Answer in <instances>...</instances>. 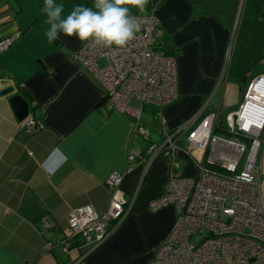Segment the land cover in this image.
<instances>
[{"label":"crops","instance_id":"1","mask_svg":"<svg viewBox=\"0 0 264 264\" xmlns=\"http://www.w3.org/2000/svg\"><path fill=\"white\" fill-rule=\"evenodd\" d=\"M56 2L64 5L65 15L74 5L93 4ZM235 3L149 0L147 8L156 4L160 20L154 49L174 53L178 70V98L164 106L163 117L148 106L159 121L154 135L141 121L142 114L136 122L132 115L105 108L104 85L73 58L85 42L61 35L48 43L43 0H0V38L17 35L0 53V89L14 86V94L29 103L28 116L42 124L30 132L19 129L11 95L0 96V264H145L150 259L173 228L176 212L172 206L148 209L167 188L171 170L164 156L146 164L149 144L161 139L162 120L173 132L186 128L203 107L205 113L220 104L229 110L235 103L237 85L221 77L232 35L231 23L224 20ZM139 125L149 130L148 140L136 132ZM179 136L186 146V133ZM130 152L142 156L121 183L131 200L129 209L121 221L111 223L108 237L90 249L80 237L71 236L69 212L85 205L97 212L107 210L106 179L113 171L126 170ZM177 161L183 174L194 173L182 151L177 152ZM63 238L70 242L67 252Z\"/></svg>","mask_w":264,"mask_h":264},{"label":"built area","instance_id":"2","mask_svg":"<svg viewBox=\"0 0 264 264\" xmlns=\"http://www.w3.org/2000/svg\"><path fill=\"white\" fill-rule=\"evenodd\" d=\"M156 10L154 4L135 15L141 29L125 48L85 42L73 55L104 85L105 108L132 115L136 122L146 106L153 107L155 115L162 118L164 106L178 98L176 56L153 46L160 26ZM16 38V34L0 38V53ZM228 56L227 53L222 78L227 76ZM262 79L258 76L250 82L233 111L226 112L225 105L220 104L204 113L203 107L186 128L173 132L162 120L161 139L149 144L146 164L159 156L168 158L170 180L167 188L149 202L148 209L155 212L172 206L176 219L145 264H264V191L258 163L264 149V102L257 100L252 90ZM132 99L140 104L139 108L130 105ZM18 128L30 132L41 129L42 124L27 116L18 121ZM136 132L149 139V130L144 126H137ZM184 132L186 146L179 136ZM196 149L200 150L198 154ZM180 150L194 162L191 175L181 172L177 161ZM141 156L128 153L126 170L113 171L106 179L110 191L107 210L97 212L91 205L71 209V236L80 237L90 249L108 237L111 223L121 221L129 209L131 200L125 197L121 183L125 173L132 170L131 164ZM41 221L44 227L49 226L45 218ZM63 244L67 252L69 239Z\"/></svg>","mask_w":264,"mask_h":264},{"label":"clouds","instance_id":"3","mask_svg":"<svg viewBox=\"0 0 264 264\" xmlns=\"http://www.w3.org/2000/svg\"><path fill=\"white\" fill-rule=\"evenodd\" d=\"M148 4L149 0H93L92 6L74 5L65 15L63 4L43 0L41 11L49 25L45 36L49 44L64 35L95 46L125 48L141 29L133 10L142 13Z\"/></svg>","mask_w":264,"mask_h":264},{"label":"rangeland","instance_id":"4","mask_svg":"<svg viewBox=\"0 0 264 264\" xmlns=\"http://www.w3.org/2000/svg\"><path fill=\"white\" fill-rule=\"evenodd\" d=\"M236 1L235 8L230 9L227 14V16H230V20H224L226 23H231L230 29L232 32L228 48L227 79L229 84L235 83L237 85L235 89L236 101L226 112L237 109L252 77H254V80L256 77L264 75L261 74V72H264V0ZM99 65L103 66L104 61L100 60ZM130 104L140 105L133 99ZM141 121L151 133L152 131L155 132L154 135L157 134V130H160L159 121L153 119L151 108L148 106L142 113ZM143 140L145 139L143 138ZM260 160L262 164L260 176L262 191H264V149L260 152ZM258 163L260 164V162Z\"/></svg>","mask_w":264,"mask_h":264},{"label":"water","instance_id":"5","mask_svg":"<svg viewBox=\"0 0 264 264\" xmlns=\"http://www.w3.org/2000/svg\"><path fill=\"white\" fill-rule=\"evenodd\" d=\"M264 77V75H260ZM15 88L12 85L6 86L0 89V96L11 95L9 97V102L12 105L15 115L18 121L23 120L28 116L29 113V103L26 99L19 93H15Z\"/></svg>","mask_w":264,"mask_h":264},{"label":"bare ground","instance_id":"6","mask_svg":"<svg viewBox=\"0 0 264 264\" xmlns=\"http://www.w3.org/2000/svg\"><path fill=\"white\" fill-rule=\"evenodd\" d=\"M252 90H253V94L255 95V97L257 98V100H261L262 102H264V79H262L260 82L257 83V85H255V87L253 88L252 87ZM252 90L250 92V94H252ZM257 94V96H256ZM181 151V150H180ZM183 152V151H182ZM200 152L199 149H196L195 150V153L198 154ZM184 153V152H183ZM185 154V153H184ZM186 155V154H185ZM186 157L193 163L194 165V162L192 160V158H190L189 156L186 155Z\"/></svg>","mask_w":264,"mask_h":264},{"label":"trees","instance_id":"7","mask_svg":"<svg viewBox=\"0 0 264 264\" xmlns=\"http://www.w3.org/2000/svg\"><path fill=\"white\" fill-rule=\"evenodd\" d=\"M170 54H174V53H171V52H169ZM65 239L63 238L61 241L63 242Z\"/></svg>","mask_w":264,"mask_h":264}]
</instances>
